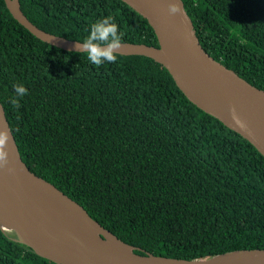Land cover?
<instances>
[{"label":"trees","instance_id":"1","mask_svg":"<svg viewBox=\"0 0 264 264\" xmlns=\"http://www.w3.org/2000/svg\"><path fill=\"white\" fill-rule=\"evenodd\" d=\"M40 29L83 42L114 17L122 43L159 47L122 0H19ZM203 47L264 89V0H184ZM14 84L28 95L14 108ZM0 101L22 160L141 255L264 250V156L192 102L160 63L96 67L46 43L0 0ZM0 228V264H56Z\"/></svg>","mask_w":264,"mask_h":264},{"label":"water","instance_id":"2","mask_svg":"<svg viewBox=\"0 0 264 264\" xmlns=\"http://www.w3.org/2000/svg\"><path fill=\"white\" fill-rule=\"evenodd\" d=\"M146 18L156 32L160 46L122 43L118 54L146 56L171 73L186 96L199 109L223 122L247 139L264 156V89L216 60L203 47L184 0H122ZM179 2L181 11L172 15L169 5ZM13 17L42 41L76 52L78 41L50 34L35 25L19 0H5ZM10 141L6 165L0 164V212L11 223L0 228L15 234L17 242L38 256L56 264H264V250H238L204 259H175L152 253L141 255L134 247L103 227L89 213L52 183L35 175L24 163L0 101V132ZM56 193L83 222H68V213L56 209ZM8 230V231H7Z\"/></svg>","mask_w":264,"mask_h":264},{"label":"clouds","instance_id":"3","mask_svg":"<svg viewBox=\"0 0 264 264\" xmlns=\"http://www.w3.org/2000/svg\"><path fill=\"white\" fill-rule=\"evenodd\" d=\"M181 11L179 2H173L169 5V13L176 15ZM123 33L119 31V26L115 23L114 17L108 16L91 25L90 34L83 42H76L74 48L76 52L85 53L90 63L96 67H101L105 63H116L118 50L122 45ZM13 90L15 97L10 99V103L14 108L20 107L19 98L28 95V89L22 84H14ZM6 141H10V137L6 132H0V164L8 163V153L3 149Z\"/></svg>","mask_w":264,"mask_h":264},{"label":"bare ground","instance_id":"4","mask_svg":"<svg viewBox=\"0 0 264 264\" xmlns=\"http://www.w3.org/2000/svg\"><path fill=\"white\" fill-rule=\"evenodd\" d=\"M50 195L54 197V205L56 209L64 210L68 213V222L71 226L77 227L80 223L83 222L82 215L84 213L79 210L76 212L70 205L60 196V194L56 193L55 190L49 189ZM0 222L1 225L5 228L10 227L11 223L6 219L5 214L0 212ZM117 236V235H116Z\"/></svg>","mask_w":264,"mask_h":264},{"label":"rangeland","instance_id":"5","mask_svg":"<svg viewBox=\"0 0 264 264\" xmlns=\"http://www.w3.org/2000/svg\"><path fill=\"white\" fill-rule=\"evenodd\" d=\"M8 231V230H7Z\"/></svg>","mask_w":264,"mask_h":264}]
</instances>
